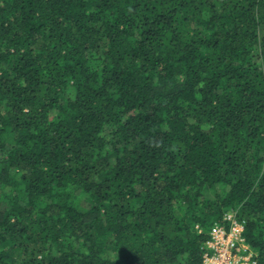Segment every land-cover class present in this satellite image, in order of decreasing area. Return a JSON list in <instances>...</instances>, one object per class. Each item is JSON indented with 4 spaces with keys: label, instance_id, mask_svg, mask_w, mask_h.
<instances>
[{
    "label": "trees",
    "instance_id": "1",
    "mask_svg": "<svg viewBox=\"0 0 264 264\" xmlns=\"http://www.w3.org/2000/svg\"><path fill=\"white\" fill-rule=\"evenodd\" d=\"M227 210L264 264V0H0V264H199Z\"/></svg>",
    "mask_w": 264,
    "mask_h": 264
},
{
    "label": "built area",
    "instance_id": "2",
    "mask_svg": "<svg viewBox=\"0 0 264 264\" xmlns=\"http://www.w3.org/2000/svg\"><path fill=\"white\" fill-rule=\"evenodd\" d=\"M243 231L244 222L238 219L236 210L223 212L209 228L199 264H257Z\"/></svg>",
    "mask_w": 264,
    "mask_h": 264
}]
</instances>
